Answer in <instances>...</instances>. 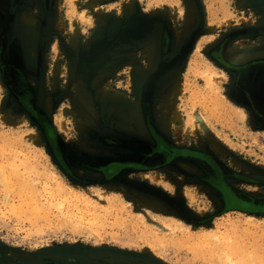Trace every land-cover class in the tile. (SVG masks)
Returning a JSON list of instances; mask_svg holds the SVG:
<instances>
[{
  "label": "rangeland",
  "instance_id": "obj_1",
  "mask_svg": "<svg viewBox=\"0 0 264 264\" xmlns=\"http://www.w3.org/2000/svg\"><path fill=\"white\" fill-rule=\"evenodd\" d=\"M23 13L37 23L31 62L13 29ZM263 14L242 0H0V264H264V213L228 211L198 157H212L237 194L264 204V120L250 108L242 118L231 98L238 86L258 104L261 76L215 58L253 48ZM114 20L126 35L105 39ZM150 23L161 36L140 101L144 124L194 152L169 160L154 139L126 129L139 103L129 75L148 63L149 41L134 27ZM97 52L101 61L88 65ZM210 67L224 75L214 92L200 76ZM113 162L145 168L98 174Z\"/></svg>",
  "mask_w": 264,
  "mask_h": 264
},
{
  "label": "bare ground",
  "instance_id": "obj_2",
  "mask_svg": "<svg viewBox=\"0 0 264 264\" xmlns=\"http://www.w3.org/2000/svg\"><path fill=\"white\" fill-rule=\"evenodd\" d=\"M123 22V20H121ZM152 23V22H151ZM150 23V24H151ZM139 24V23H138ZM152 25V24H151ZM124 26V22L123 23H115V20L114 21H111L103 30V34L105 35V32L107 31L109 34H111V37L112 39H114L115 37H118L119 34L121 33L122 31V28ZM135 26V25H134ZM14 30H18L22 33V38H21V42H22V49L24 50V57H26L28 59L29 62L33 61L34 60V55H35V45H36V39H37V23L36 21L30 16V15H27V14H24L22 16H20V18L17 20L16 24L13 26ZM108 28V29H107ZM13 33V32H12ZM134 33H141L143 34L146 38H150V39H153L155 36H156V29L155 27L152 26H143V25H136L134 27ZM160 34V33H159ZM157 37V36H156ZM107 39V38H105ZM109 40V39H108ZM164 42H167V39L165 38L164 39ZM151 44V43H150ZM148 45L145 50H146V55L148 57V63H147V72H150L153 70V68L156 66V57L154 55V46L153 44L151 45ZM169 46V45H168ZM159 47H160V43H159ZM199 50V49H197ZM102 54H100L99 52L96 53V56H93L95 59V62L96 64H98L101 59H102ZM108 57V56H107ZM215 58L219 61H222V54L221 52L217 53ZM27 61V60H26ZM194 66H195V63H193ZM196 68L195 67H191V70H194ZM207 69V68H206ZM195 70H198V69H195ZM195 72V71H194ZM130 89H131V92L136 94L137 96V99L139 100V88H140V85H141V82H142V78H143V74L142 72L140 71V68H136V69H133L130 73ZM200 76L201 78L205 81V84H206V89L210 92H214V91H217V86H218V83L219 81H221L224 77L223 74H218L217 71L212 67H210L208 70L200 73ZM77 93H80L81 91V88L79 86H77V89H76ZM195 92V91H194ZM199 93V92H198ZM99 94V93H98ZM110 94V93H109ZM196 95H198L197 93H195ZM203 94V93H202ZM104 96V95H102ZM101 96V98H102ZM193 96V94H192ZM203 97H205L204 95H202ZM196 97V96H195ZM100 100V99H99ZM114 100V99H112ZM102 101V99L100 100ZM121 101V100H120ZM100 103V102H99ZM103 103H106V102H103ZM102 103V104H103ZM111 103V102H110ZM101 104V103H100ZM112 106V105H111ZM128 106V105H127ZM138 105L135 106V108L130 112L129 116L127 117V122L129 123V125L126 127L127 130H129L130 132H133V134H135L137 137H140V138H143V139H149L150 136L148 135V132L146 131L143 123H142V120L139 116V113H138ZM107 107V106H106ZM105 107V109H106ZM124 107V106H123ZM102 108V107H101ZM108 108V107H107ZM113 110V109H112ZM99 111V110H98ZM105 113V112H104ZM238 115L240 116H244V113L243 111L241 110H238L237 111ZM106 114V113H105ZM102 115V114H101ZM130 123L134 124L135 126L133 125H130ZM133 126V127H132ZM151 133V132H150ZM49 137H53V134L52 132L50 133L49 131ZM40 139L42 138L41 135L39 137ZM174 152L176 153V155L178 154H182V155H188L189 153H194V152H189L186 150V149H180V150H175L174 149ZM123 165L121 163H118V162H113L111 164H109L106 168H104V175L106 174V177L107 178H110L112 175H114L119 169L120 167H122ZM100 174V173H98ZM110 175V176H109ZM54 177V176H53ZM57 184V183H56ZM63 184V183H62ZM59 185V184H58ZM60 186H62L60 184ZM59 186V189L62 188ZM58 187V186H56ZM67 187V186H65ZM61 189V190H62ZM60 190V191H61ZM64 190V189H63ZM57 191L58 188H57ZM69 192V191H68ZM67 192V193H68ZM72 193V192H71ZM57 194H61V193H57ZM78 194V193H77ZM69 195V193H68ZM73 195V194H71ZM80 196V195H79ZM67 197V196H65ZM70 197V195L68 196ZM67 197V198H68ZM83 197V196H81ZM71 198V197H70ZM75 198V196H74ZM74 198L72 200H74ZM66 199V198H64ZM76 199H77V196H76ZM86 199V198H85ZM84 199V200H85ZM67 200V199H66ZM69 200V199H68ZM218 203V202H217ZM234 203L237 204L236 200H234ZM238 204H242L240 201L238 202ZM219 205V204H218ZM242 206H245V207H248V208H251L250 205L246 204V203H243ZM247 219L251 221H257V219H255L254 217H247ZM241 224V223H239ZM238 224V225H239ZM250 224V223H249ZM228 225V224H227ZM234 225V224H233ZM245 225V224H244ZM238 227L237 225H234V228ZM240 226V225H239ZM251 226H253V224L251 223ZM228 227V226H227ZM249 227V226H248ZM230 228V227H229ZM245 228V227H244ZM257 228V227H256ZM255 228V230H256ZM246 229V228H245ZM248 229V228H247ZM228 230V229H227ZM234 231V230H233ZM238 231V230H237ZM244 232V229L242 230ZM250 231V230H248ZM209 235V233H207ZM212 234V233H211ZM207 235V236H208ZM215 235V234H214ZM213 235V237H214ZM193 236V235H192ZM211 236V235H209ZM191 237V236H190ZM197 237V236H196ZM201 237V236H200ZM199 237V238H200ZM188 238V237H187ZM192 238V237H191ZM194 238V237H193ZM206 238V237H205ZM203 238V240L205 239ZM197 239V238H196ZM208 239V238H207ZM206 239V240H207ZM192 240H195V239H192ZM209 240H211L209 238ZM199 241V240H198ZM201 242H203L201 239H200ZM208 241V240H207ZM214 242V241H213ZM206 244V243H205ZM208 244H209V241H208ZM232 249V248H231ZM233 250V249H232ZM230 250L229 252H231L233 255V251ZM230 253V254H231ZM231 254V255H232Z\"/></svg>",
  "mask_w": 264,
  "mask_h": 264
},
{
  "label": "crops",
  "instance_id": "obj_3",
  "mask_svg": "<svg viewBox=\"0 0 264 264\" xmlns=\"http://www.w3.org/2000/svg\"><path fill=\"white\" fill-rule=\"evenodd\" d=\"M243 1V3L245 2V4L246 3H248V4H251V5H253L256 9H260V10H263L264 11V3H261V2H255V0H242ZM261 19V25L260 26H254L253 27V29H258L259 31H260V34L259 33H257V35L259 36V37H254V38H251V40H253V43H252V47L253 48H251V49H249V50H247V51H243V52H236L237 51V47H235V46H233V44L234 43H231L230 44V46H233L232 48L230 47V48H227L226 49V51L227 52H229L230 53V55H229V59H227V58H225V56H223V54H222V51H221V54H222V61H219V62H221L222 64H224V65H227V67H229V68H232V69H234V68H239V69H241V68H248V67H250V70H248L247 71V73H248V75H250V76H252V77H254L255 76V74H257V73H261L262 74V70L261 69H263L264 68V14L262 15V17L260 18ZM153 27H155V29H156V36L153 38V39H150V38H146L143 34H141V33H135V35L137 36V38L139 37L140 38V40H147V41H149L148 43L150 44H153V46H154V55H155V57H156V66L153 68V70L152 71H150V72H147V68L145 69V70H141L140 69V71L142 72V74H143V78H142V82H141V85H140V88H139V100L137 99V96H136V99L138 100V102L139 103H137V107H138V113H139V116H140V118H141V120H142V123H143V125H144V127H145V129H146V131H147V127H146V125L144 124V121H143V117H142V109H141V106H140V104H141V96H142V94H143V90H144V88H145V83H146V81L148 80V77H150L151 75H152V73H154V71L156 70V68H157V50H160V49H158V48H160L159 47V43H160V36H161V32L158 30V27H157V25H153ZM124 29H125V24H124V26H123V28H122V31H121V33L119 34V36L121 37V35H123V34H125L126 33V30L124 31ZM257 31V30H256ZM258 31V32H259ZM255 32V31H254ZM160 33V34H159ZM126 35V34H125ZM99 35L98 36H96V37H94L93 39H92V42H93V44L94 45H96V44H100V42H99ZM245 41V40H244ZM234 48V49H233ZM157 49V50H156ZM236 49V50H235ZM98 49L96 48V51H97ZM106 50H107V48H105L104 50H101V51H103L104 53L106 52ZM98 53V52H97ZM93 56H96V54L95 53H93L92 54V56L91 57H93ZM108 56V55H107ZM90 57V58H91ZM226 61V62H225ZM84 64H87V62H83V64H82V68H83V76L84 77H86V75H87V65H84ZM88 65H91V66H94V65H97L96 63H93V64H88ZM262 78V77H261ZM259 83H260V86H261V88H258V89H260V90H264V76H263V79H261L260 81H259ZM80 88L82 87V86H80V85H78ZM130 87V86H129ZM130 91H131V89H130ZM134 94V93H133ZM253 94H255V92H253ZM231 98L233 99V100H235L232 96H231ZM236 101V104H237V106H239V108H241V109H239V108H237V109H235L236 111H238V110H241V111H243L242 110V108H247V109H249L250 108V117L255 121V120H257V118H259L260 117V120H262L261 118H263V120H264V117L263 116H261V114L263 113L264 114V99L262 100V101H260L258 104H256L255 105V103L254 104H252V105H250L249 104V102H247V100H246V102L245 101H243V102H239V101H237V100H235ZM252 102V101H251ZM256 107H258V108H256ZM244 113V112H243ZM261 113V114H260ZM262 114V115H263ZM245 115V114H244ZM240 116V115H239ZM242 117V116H241ZM244 117V116H243ZM242 117V118H243ZM247 118H248V115H247Z\"/></svg>",
  "mask_w": 264,
  "mask_h": 264
},
{
  "label": "flooded vegetation",
  "instance_id": "obj_4",
  "mask_svg": "<svg viewBox=\"0 0 264 264\" xmlns=\"http://www.w3.org/2000/svg\"><path fill=\"white\" fill-rule=\"evenodd\" d=\"M24 55V53H23ZM222 64V63H221ZM224 65V64H223ZM224 66H227V65H224ZM262 70V74L261 73H257L255 74V76L253 78H256V76H261L263 79V76H264V68L261 69ZM238 86L235 88L233 87V91H232V94L231 96L239 101V102H243V98L245 96V102L246 100L249 102L250 105H252L251 103V94L247 93V92H243L241 96H238ZM23 103H24V106L26 107V103L25 101L23 100ZM28 109L30 110V112L32 113V115H36V111L33 109V108H29ZM149 124V125H148ZM147 127V132H148V135L150 136V138L154 139L156 144H157V152L159 154H166L167 157H168V160L176 155V153L174 152V148L170 147L168 145L167 142H165L164 139H162V137H160L156 132L155 130L151 127V124L148 123ZM49 131L51 133V128L50 126L47 124L45 125L44 127V132H45V137L47 139V141L51 144V146L53 147V150L55 152V154H59L56 150V147H57V140L49 137ZM151 132V133H150ZM149 138V139H150ZM145 140H148V139H145ZM178 155H182V154H178ZM176 155V156H178ZM182 156H186V155H182ZM199 158L201 159H204L212 168L213 170V177H211V183L219 190V192L221 193L222 197H223V201H224V205L226 207V209L228 211H231V210H240L242 212H256L257 210L260 212H263L264 213V204H260L258 201L256 200H246L245 198L241 197L239 194L236 193V191L234 189H232L229 184L227 183V181L225 180V175H224V172L222 171L221 167L215 163V161L213 160L212 157L210 156H207V155H204V154H199L198 156ZM118 163H121L123 166L120 167V169L117 171L119 172L122 168L124 167H134L136 169H143L145 168V165L142 163V162H118ZM111 164V163H110ZM109 165V164H108ZM108 165H106L105 167H102L100 168V170L98 171V173H101L104 175V168H106ZM116 172V173H117ZM115 173V174H116ZM114 174V175H115ZM106 176V174L104 175ZM110 176V175H109ZM113 176V175H112ZM111 176V177H112ZM110 177V178H111ZM246 180H248L246 178ZM234 200H236L237 204L234 203ZM241 202L242 204L243 203H246L248 205L251 206V208H248V207H245V206H242V204H238V202Z\"/></svg>",
  "mask_w": 264,
  "mask_h": 264
},
{
  "label": "water",
  "instance_id": "obj_5",
  "mask_svg": "<svg viewBox=\"0 0 264 264\" xmlns=\"http://www.w3.org/2000/svg\"><path fill=\"white\" fill-rule=\"evenodd\" d=\"M115 23L119 24V23H123V22L121 20H115ZM105 38L112 39L111 34H109L107 31L105 32Z\"/></svg>",
  "mask_w": 264,
  "mask_h": 264
}]
</instances>
